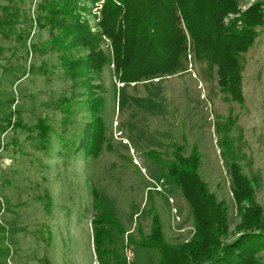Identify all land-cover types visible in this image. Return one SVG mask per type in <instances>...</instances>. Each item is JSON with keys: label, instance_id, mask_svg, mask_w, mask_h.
<instances>
[{"label": "rangeland", "instance_id": "374dc122", "mask_svg": "<svg viewBox=\"0 0 264 264\" xmlns=\"http://www.w3.org/2000/svg\"><path fill=\"white\" fill-rule=\"evenodd\" d=\"M39 1L24 0L32 19ZM81 1L92 11L82 16L95 31L98 15L94 14H99L103 0H96L93 7L89 0ZM254 1L242 3L240 11ZM236 16L229 14L224 21ZM47 40V32L34 26L25 48L0 40V119L16 108L23 124L33 125L46 117L63 137L62 142L51 133L50 150L45 154L33 147L34 134L23 128L0 135V264H97L91 227L93 189L129 236L136 239L139 231L149 232L148 209L153 204L167 239L188 238L192 230L189 208L163 166L176 146L183 147L187 156L196 145L200 173L226 203L233 234L240 222V206L230 191L225 135L240 150L241 174L258 177L254 200L264 210V33L245 56L243 105L223 100L215 69L198 58L188 56L187 71L178 75L124 87L107 63L91 79L92 89L103 99L105 138L96 153L97 148H92L88 154L70 151L90 118L81 104L88 93L63 77L56 55L29 50L31 44L41 46ZM102 48L110 54L108 41ZM42 65L47 66L49 77L27 75L30 66ZM64 95H72L82 107L62 133L61 115L48 102ZM228 116L231 126L226 124ZM67 149L71 153L66 154ZM147 152L157 155L152 158ZM45 196L50 198L47 207ZM130 250L129 264H156L159 259L155 249L130 246Z\"/></svg>", "mask_w": 264, "mask_h": 264}, {"label": "trees", "instance_id": "16d2710c", "mask_svg": "<svg viewBox=\"0 0 264 264\" xmlns=\"http://www.w3.org/2000/svg\"><path fill=\"white\" fill-rule=\"evenodd\" d=\"M89 1L93 7L96 0ZM245 1L248 0H103L99 14H94L98 15L97 29L92 31L82 16L92 11L81 0H40L34 19L26 12L24 0H0V40L25 48L33 26L47 32L48 40L41 46L31 44L29 50L56 55L63 77L88 93L81 104L90 112V118L83 123L79 143L69 150L88 154L97 148L96 153L105 138L103 99L92 89L91 79L109 62L124 87L178 75L187 71L188 56L198 58L209 69H215L223 100L243 105L245 56L264 33V0H255L241 12L239 7ZM229 14L237 16L225 22ZM104 41H108L109 55L102 48ZM29 73L49 77L45 65L30 66ZM71 97L64 95L48 102L61 115L62 133L71 125L78 107H82ZM14 100H9L10 105ZM231 121L228 116L226 124L230 122L231 126ZM21 128L34 134L33 147L45 154L50 150V134L59 135L46 117L38 118L33 125L23 124L16 108L0 119V135L8 129ZM58 137L63 142V137ZM225 139L230 191L240 206V222L233 234L226 203L210 190L200 173L196 145L187 156L182 153L183 147L176 146L163 166L189 208L190 236L167 239L161 218L151 204L149 232L139 231L135 239L93 189L95 214L91 227L97 264H127L124 250L130 246L157 250L156 264H264V210L254 200L258 177L241 174L237 163L240 150L227 135ZM69 150L65 153H71ZM147 153L152 158L157 155ZM49 200L48 196L46 207Z\"/></svg>", "mask_w": 264, "mask_h": 264}, {"label": "built area", "instance_id": "2783aa9c", "mask_svg": "<svg viewBox=\"0 0 264 264\" xmlns=\"http://www.w3.org/2000/svg\"><path fill=\"white\" fill-rule=\"evenodd\" d=\"M124 256H125L127 264H129L131 259H132V252H131L130 248H128V247L125 248Z\"/></svg>", "mask_w": 264, "mask_h": 264}]
</instances>
